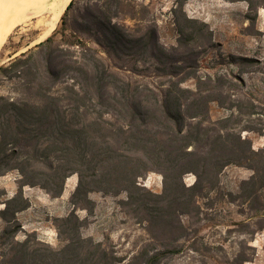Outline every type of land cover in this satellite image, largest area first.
<instances>
[{
    "label": "trees",
    "instance_id": "1",
    "mask_svg": "<svg viewBox=\"0 0 264 264\" xmlns=\"http://www.w3.org/2000/svg\"><path fill=\"white\" fill-rule=\"evenodd\" d=\"M188 1L175 0L176 46L160 43L155 24L131 27L119 20L136 19L133 0H88L74 11V3L68 5L59 39L55 32L0 66V82L10 85L9 94L0 95V176L13 170L20 175L18 192L0 210V264H162L188 236L183 217L199 216L200 200L220 188L222 172L232 165L252 175L231 202L248 203V219L264 230V150H255L244 135L264 130L263 112L246 92L245 78L264 62L229 54L227 69L203 72L198 49L214 47L212 31L186 16ZM243 1L250 10L264 6V0ZM151 76L158 82L149 81ZM213 104L227 114L213 119ZM153 171L163 176L161 194L138 184ZM188 173L196 176L189 187ZM74 174V207L85 209L93 192L125 193L121 203L141 223L152 224L161 248L151 252L145 246L121 256L105 242L84 237L85 221L75 211L56 219L63 237L59 248L36 233L20 240L17 215L30 206L24 187L58 198ZM237 225L250 228L247 221ZM248 251L255 252L241 241L228 264L252 261L255 253Z\"/></svg>",
    "mask_w": 264,
    "mask_h": 264
},
{
    "label": "rangeland",
    "instance_id": "2",
    "mask_svg": "<svg viewBox=\"0 0 264 264\" xmlns=\"http://www.w3.org/2000/svg\"><path fill=\"white\" fill-rule=\"evenodd\" d=\"M87 1L72 0L73 11ZM133 1L137 4L136 19L125 20L120 16L119 20L131 27L155 24L160 43L166 48L176 46L179 38L176 20L179 13L175 0ZM184 12L188 18L206 22L212 31L214 47L198 49L202 52L200 60L203 72L215 73L227 69L224 63L227 62L229 54L257 57L264 62V6L250 10L249 4L243 0H189ZM248 15L255 16L256 20H249ZM37 20L38 18H33L29 22L24 21L11 31L1 50L0 66L41 43L28 48L41 31L39 27H35ZM60 25L61 18L48 37L58 32L56 38L59 39ZM151 77L149 81L158 82L157 78ZM245 78L246 92L257 101L263 112L264 121V64L260 66L259 71L250 72ZM9 86L1 81L0 95H8ZM226 114L227 112L216 104L212 105L213 119ZM108 120L113 119L108 117ZM244 135L252 140L255 150H264V130L261 134L244 132ZM251 175L252 171L247 168L234 165L227 167L221 174L220 188L212 192L208 198L200 200L199 216L192 213L188 217H183L188 236L175 243V246L181 249L177 251L178 253L166 257L162 264H228V257L231 258L238 253L240 242L243 240L248 241V246L255 250L247 252L255 255L252 261L245 264H264V230L257 231L256 220L248 219L252 215L248 203L242 199L231 202L230 196L239 193L241 183ZM19 180L20 175L16 170L0 176V210L4 209L2 202L5 198H11L18 192ZM78 181L77 174L70 176L66 180L62 196L58 198H52L39 187L25 186L23 194L30 206L18 213L23 231L19 233L18 238L21 240L27 233H36L42 241L59 248L63 244V237L56 227V219L66 217L75 211L77 216L85 221L82 230L84 237L105 242L121 256L129 258L145 246H148L151 252L161 248L155 240L158 231L152 224L141 223L134 211L121 203L126 197L125 193L113 196L93 192L89 196L92 202L87 204L85 209L74 207L70 199ZM195 181L196 176L192 173L184 176V183L188 187ZM138 184L141 188L156 194L163 192V176L156 171L139 178ZM240 221H247L250 228L237 225ZM3 226L4 223L0 219V229ZM249 230L256 232L250 235Z\"/></svg>",
    "mask_w": 264,
    "mask_h": 264
},
{
    "label": "bare ground",
    "instance_id": "3",
    "mask_svg": "<svg viewBox=\"0 0 264 264\" xmlns=\"http://www.w3.org/2000/svg\"><path fill=\"white\" fill-rule=\"evenodd\" d=\"M71 2L72 0H0V57L6 39L17 25L38 18L35 27H39L41 31L28 47L30 48L51 34Z\"/></svg>",
    "mask_w": 264,
    "mask_h": 264
},
{
    "label": "crops",
    "instance_id": "4",
    "mask_svg": "<svg viewBox=\"0 0 264 264\" xmlns=\"http://www.w3.org/2000/svg\"><path fill=\"white\" fill-rule=\"evenodd\" d=\"M33 192H35V191H33ZM18 216V215H17Z\"/></svg>",
    "mask_w": 264,
    "mask_h": 264
}]
</instances>
